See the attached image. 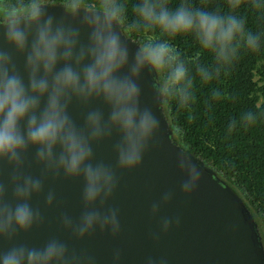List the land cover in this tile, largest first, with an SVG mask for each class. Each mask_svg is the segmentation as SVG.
<instances>
[{"label":"clouds","instance_id":"obj_1","mask_svg":"<svg viewBox=\"0 0 264 264\" xmlns=\"http://www.w3.org/2000/svg\"><path fill=\"white\" fill-rule=\"evenodd\" d=\"M264 19V0H227L223 8L192 0H65L59 16L45 0H4L0 5V264H100L82 242L96 234L121 236L120 210L109 202L118 173L140 167L160 122L140 103V78L159 77L157 101L168 97L177 109L196 104L198 91L226 74L243 52L264 51V26L252 28L242 8ZM67 9H71L68 11ZM143 33L130 51L122 28ZM191 36L207 59L190 61L175 39ZM78 115L73 114V111ZM264 119V108L249 106L229 118L231 133ZM177 127V134H181ZM111 143L115 163L97 160L94 147ZM179 191L190 197L201 169L179 151ZM82 181L80 211L63 206L51 186ZM174 191H163L149 208L159 218L149 232L154 245L180 225L178 215H161ZM57 210L56 230L40 243L28 237ZM113 247L108 264H122ZM142 264H169L166 254L146 255Z\"/></svg>","mask_w":264,"mask_h":264},{"label":"water","instance_id":"obj_2","mask_svg":"<svg viewBox=\"0 0 264 264\" xmlns=\"http://www.w3.org/2000/svg\"><path fill=\"white\" fill-rule=\"evenodd\" d=\"M53 7L49 13L59 16L64 3H47ZM70 11L71 9H67ZM2 17V15H0ZM130 51H135L137 40L125 34ZM158 76L145 72L140 78L142 107H150L160 122L159 132L146 152L139 168L118 173L119 183L109 202L120 210L121 236L110 240L105 234H96L82 242L93 249L100 264H108L113 247L123 250L122 264H142L146 255L166 254L169 264H264V246L257 224L241 197L194 153L183 150L173 138V131L165 113L162 96L157 101ZM74 116L78 112L73 111ZM179 151L189 155L201 169V181L195 192L185 198L179 191L182 176L176 166ZM97 160L115 163L111 143L94 147ZM59 202L73 214L80 211L82 181L59 180L51 185ZM173 190L170 204L161 210V215L180 217V225L162 236L154 245L149 237L155 231L158 217L148 214L153 200L166 190ZM57 210L46 213L43 228L34 231L28 239L42 242L56 230Z\"/></svg>","mask_w":264,"mask_h":264},{"label":"trees","instance_id":"obj_3","mask_svg":"<svg viewBox=\"0 0 264 264\" xmlns=\"http://www.w3.org/2000/svg\"><path fill=\"white\" fill-rule=\"evenodd\" d=\"M126 2L131 4L134 0ZM177 2L178 0H169L172 4ZM192 2L223 8L227 0ZM243 2L249 4L252 0ZM3 3L4 0H0V5ZM45 3H65V0H45ZM83 3L95 6L99 0H83ZM241 11L247 17L250 27L264 26V19L257 10L245 7ZM124 32L138 42L146 38L145 34L130 32L126 27ZM174 42L186 59H207L191 36L177 37ZM257 63H260L259 72L264 77V51L243 52L234 66L210 86L220 93L218 99L213 100L209 87H203L198 91L197 102L191 109H177L166 96L163 105L174 140L183 150L194 153L214 168L220 178L241 197L257 224L264 246V119L252 127H237L231 133L226 128L229 118L242 109L249 106L264 108V84L260 87L263 98L261 104L252 95L253 70ZM177 127L182 130L179 135Z\"/></svg>","mask_w":264,"mask_h":264},{"label":"rangeland","instance_id":"obj_4","mask_svg":"<svg viewBox=\"0 0 264 264\" xmlns=\"http://www.w3.org/2000/svg\"><path fill=\"white\" fill-rule=\"evenodd\" d=\"M260 63H257L253 70V82H254V91L252 95H254L258 101V104H261L263 98L260 92V87L264 84V77L259 72Z\"/></svg>","mask_w":264,"mask_h":264}]
</instances>
